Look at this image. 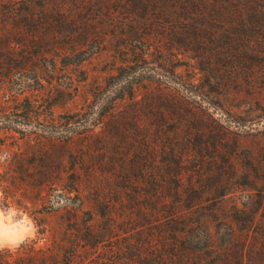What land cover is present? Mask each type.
<instances>
[{
	"label": "rangeland",
	"instance_id": "obj_1",
	"mask_svg": "<svg viewBox=\"0 0 264 264\" xmlns=\"http://www.w3.org/2000/svg\"><path fill=\"white\" fill-rule=\"evenodd\" d=\"M75 2L77 8L80 4L91 8L74 9L79 22L76 31L80 26L92 29L90 37L81 41H88L87 44L78 45L75 54L66 58L45 56L43 49L51 51L56 45L69 49L59 46L71 41L64 40L65 35L72 34L68 26L58 24L61 36L57 41H62L47 44L48 39L39 41L37 31L0 16V248H14L35 238L40 219L47 237L39 244L48 241L52 226L63 211L57 201V186L39 189V172L45 169L55 174L59 156L57 148L44 149L42 140L89 126L110 101L122 109L118 116L123 135L111 140L109 147L106 144V151L101 154L104 165L91 166L99 161L95 154L98 150H92L98 143L96 138H92L86 157L87 166L101 175L102 197L110 199L109 203L112 199L121 202L112 203L116 205L113 215L109 212L112 205L102 207L106 211L103 218L97 210V222L114 224L115 231L111 238L98 244L96 251L89 250L87 256L92 264L98 259L105 264L112 250L140 253V264H160L150 255L156 250L148 249L140 232L139 225L145 222L137 212L140 205L131 202L129 195L111 196L119 191L127 193L126 188L116 185L123 184L120 178L131 169L126 165L134 160L135 141L139 142L136 150L141 151V145L147 148L151 158L146 164L152 163L153 168L154 163H161V157H166L168 169L175 171L170 161L175 158L172 150L174 154H185L182 187L188 185L192 171L197 191L231 183L232 192L224 196L220 208L216 205L215 213L207 219L210 240L204 243L202 226L196 230L203 240L198 243L202 244L200 248L206 244L212 248L186 249L188 258L184 263L179 259L173 264H264V236L259 234V222L256 220L252 226L247 215L241 214L233 219L230 229L227 226L235 207L252 204L258 199V190H264V12L255 16L259 24H249L244 12L240 15L243 25L210 26L201 22L204 18L198 8L171 7L169 0H161L157 6H143L137 0L130 8L125 7L132 3L128 0ZM212 4L213 1L205 11L210 22L220 14L226 15ZM31 32L37 40L28 38ZM59 51L60 55L70 52ZM74 112L83 113L81 119L69 127L62 126L60 116ZM109 123L105 125V137L113 132ZM94 130H100V125ZM115 148H119V153L114 152ZM115 157L117 166L112 162ZM79 171L84 174L86 169L82 166ZM161 174H165L164 169ZM165 182L166 190L174 188L167 177ZM153 187H146L143 202L147 208L162 201L184 208L190 201L187 194L176 199L171 195L151 197ZM84 190L82 210L94 212L90 186L86 184ZM131 221L130 227L127 224ZM154 234L157 239L156 231ZM140 238L142 246L138 247ZM158 243L157 253L164 256L170 251L160 249L162 243Z\"/></svg>",
	"mask_w": 264,
	"mask_h": 264
},
{
	"label": "trees",
	"instance_id": "obj_2",
	"mask_svg": "<svg viewBox=\"0 0 264 264\" xmlns=\"http://www.w3.org/2000/svg\"><path fill=\"white\" fill-rule=\"evenodd\" d=\"M65 1L66 0H0V16L3 17L5 21L20 24L22 27L28 26L30 31H37L40 33V36L38 37L39 41L44 42L48 39L47 44H50V42L62 41H57L58 37L61 36H59V30L57 28L58 24H60L59 26H68L72 34L70 36L65 35L64 40L71 39V41L66 42V45L63 43L59 46L65 48L69 47V49L58 48L56 47L57 45L51 51L47 48L43 49L45 56L54 54L55 56L63 55V58H66L70 53L71 55L75 54L80 47H77L78 45L87 44L88 41H81L90 37L89 32L92 28L88 27L87 29H82L80 26V30L76 31V29H79L77 25L79 22L76 20V11H74L75 8L77 11H84L85 8L86 10H89L91 9L90 6L80 4L77 8V6H75V0L74 2ZM128 1H132V3H127L125 6L126 8L132 7L134 1L137 0ZM139 1L143 6L145 4H148V6H157L161 0ZM211 1H213L212 5L216 6L219 10V13H221L222 10L226 13V15L220 14L218 18L212 22H210V16H206L205 12L208 8L207 5H211ZM211 1L169 0L171 7H180L187 10L191 7L198 8L200 16L204 18L201 22L210 23V26L214 25V23H226L227 26L235 24L243 25L244 20L240 15L241 13L244 15V12L248 15L249 24L261 23L255 19V16L256 14L264 12V0ZM102 8L104 9V7ZM229 10H231V12ZM225 16H227V19ZM28 38L31 41L37 40L33 32L28 34ZM60 49L70 50V52L64 51L63 53L61 52L60 55L58 54L60 53ZM40 52H42V49ZM175 102H178L176 98ZM121 111L122 109L118 110L117 105L109 101L108 105L101 109L98 118L94 119L89 126H85L80 130L69 129L62 136H54L51 138L44 137L42 140L44 141L42 143L44 149H48V146H51L57 148V151H59V156H57L56 162L58 170L55 174L46 171L45 169L43 172H39L38 185L39 189L44 190L47 187H58L59 193L57 196L59 197L57 201L60 203V206H62L63 213L58 216L57 223L52 226L53 230L49 233V239L47 242L39 244L41 239L47 237L45 233L46 226L43 223L44 221L41 222L42 219H40L36 224L35 238L26 239L14 248H0V264H92V260L87 256L89 250L96 251L98 244L103 243L106 237L107 239L111 238V235L114 233L113 231H115L113 230L114 227H112L114 224L110 225L109 223H106V221L97 222V210L100 211V215L103 218L104 216L102 215H105L106 211L102 210V207L105 205L104 209H106L108 205H112L109 208V212L113 215V213L116 212V208H114L116 205L112 203L120 204L121 202V200L112 199V203H109L110 199L106 200L102 197L101 193H103V191H100L102 188V185H100V183H102L101 175L93 171L92 168L93 166L97 167L106 163V161H103L105 158L101 155L106 151V144L108 143L109 147V145H111V140H117V138H120L123 135V132L120 130L121 117L118 116ZM50 114L52 115V113H49V115ZM174 114L177 113L174 112ZM82 115L83 113L79 112L61 115L60 118L63 120V122H61L62 126L66 127L65 125H67L69 127L70 125L75 124L81 119ZM107 122H110L109 125L112 128L109 125L108 128L110 127L113 132H111L109 136L107 133V137H105L103 134L105 133L104 130L105 125L108 124ZM97 125H100V130L95 131L94 128L97 127ZM98 137L100 139H98ZM92 138H96L98 141L93 147ZM115 143L116 142L114 141L113 144ZM144 143L146 142H143V144ZM138 144L139 142L135 141V147H137ZM141 146V151L136 150L134 147L132 153L134 160L128 161V164L126 165V168L128 167L131 169L126 170L128 172H126L124 177L122 176L120 178L122 179L123 184L116 185V187L121 189L126 188L127 193L119 191L116 193L114 192L111 196H122L123 198L124 196L129 195L131 202H136L137 205H140L139 207L137 206V212L140 216H143L145 221L143 224L139 225V227H142L140 232H143V239L145 240L148 249L156 250V254L150 255L156 257V260H158L160 264H173L179 259V261L184 263V259L188 258V255L184 254V250H207L212 248V246L208 244H206L203 249L200 248L202 244L198 243H201L203 240L197 235L196 230L200 229V226H202V231L205 235L204 243L210 240L212 235L208 224L210 221L207 219L212 216L211 213L214 212L213 210L216 205L218 206V209L220 208L219 206L221 205L224 196L232 192L229 188L231 183L229 184V182H227L225 186L215 185L210 187L209 190L197 191L198 189L193 185V182H196V180L193 179L192 171V176L191 174L190 176L188 175V185L182 187L184 182L183 174L186 172L183 165L187 156L182 152L177 151L174 154V150H172L175 158H171L170 161L175 166V171H170L168 169V167H170L169 159L166 157H161V163H154L155 168H153L152 163L146 164L151 158L147 148L143 145ZM91 147L92 150H98V153L95 154L99 156V161L91 165L92 168L87 166L88 158L86 157L90 152ZM118 150L119 148H115L114 152L119 153ZM229 161L230 160L228 159L227 162ZM112 162L117 166L118 158H113ZM229 164L232 165V162ZM82 166L86 169L84 174L79 171V169H82ZM163 169L165 174H161ZM32 173L33 172H31V174ZM64 174L66 175L64 176ZM166 177L172 181L174 188L168 190L164 188L168 183L165 182ZM196 177L198 178L200 175H197ZM233 177L235 178V175ZM29 178L33 179L30 175ZM86 184L88 187L90 186V190L92 191L90 201H92L94 205V212L91 210H82V207L85 204L83 197L86 194L84 190ZM147 185L154 186L149 194L151 197L159 199L162 196L169 197L171 195L172 198L176 199L181 194H187L190 201L184 205V208L174 202L166 203L162 201L159 205L150 206V210V208L145 207V203L143 202L145 199V193H147ZM257 194L258 199L254 200L255 203L252 202V204L248 206L246 205L244 208H234L233 218L231 217L229 225L227 224L228 229L233 225V219L237 220V217H241V214H246L248 217L247 221L252 226L254 224L256 225L257 221L259 222L261 230L260 233H258L264 236V190H258ZM75 199L76 201H74ZM122 204L123 201L121 205ZM134 208H136V205ZM259 209H261V212L258 214ZM99 222L101 225H97ZM127 225L131 227L133 222L131 221ZM127 227L128 226H126V228ZM155 231L157 233V239L155 238ZM146 236L148 238H146ZM153 236L154 238L150 239ZM142 241L143 240L140 238L137 244L138 247L142 246ZM158 242L162 243L160 249L170 250L168 253L164 254V256L162 253H157L159 250ZM174 250L181 251L175 253ZM142 257V254L136 253L135 251L121 253V250H112L108 252L105 258V261H107L105 264H140ZM95 263L102 264L99 259L96 260ZM145 263L146 261L144 264Z\"/></svg>",
	"mask_w": 264,
	"mask_h": 264
}]
</instances>
